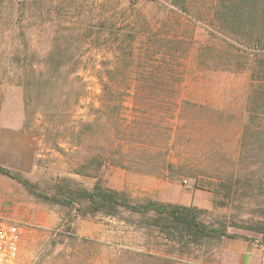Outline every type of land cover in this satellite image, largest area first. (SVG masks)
Instances as JSON below:
<instances>
[{"label": "rangeland", "instance_id": "374dc122", "mask_svg": "<svg viewBox=\"0 0 264 264\" xmlns=\"http://www.w3.org/2000/svg\"><path fill=\"white\" fill-rule=\"evenodd\" d=\"M216 4L0 0V131L21 124L34 145L25 163L18 154L8 162L0 150L1 166L32 185L0 173V210L22 230L18 257L0 264H264V52L232 47L213 18ZM55 45L69 48L63 66L57 49L47 61ZM159 64L176 73L162 79ZM162 83L171 88L164 98L181 105L168 142V112L141 103L135 111L132 103L155 99ZM115 99L123 100L135 131L128 168L74 173L97 145L94 138L80 141V121L96 120L94 131L109 143L124 141L107 119L110 111H95ZM145 133L158 152L137 147ZM63 178L87 189L98 182L135 202L196 206L202 221L225 223L237 237L180 243L126 210L83 214L85 206L45 200Z\"/></svg>", "mask_w": 264, "mask_h": 264}, {"label": "trees", "instance_id": "16d2710c", "mask_svg": "<svg viewBox=\"0 0 264 264\" xmlns=\"http://www.w3.org/2000/svg\"><path fill=\"white\" fill-rule=\"evenodd\" d=\"M175 6L180 8L181 11L187 12L183 4L176 5L175 2ZM213 14L214 20L219 23V28L221 29L219 31L228 33L227 38L229 43L236 50L248 49L252 52H264V0H218V4L214 5ZM68 41L69 39L65 37V42L68 43ZM55 49H57L55 53L60 54L58 55V66H63L66 62L70 61V59L65 57L66 50L69 49L68 46L58 47V45L49 49L50 51L46 54L47 61L52 60L51 57L55 54L52 51ZM159 54L161 57L165 55L163 52H159ZM45 65L48 67L47 63ZM30 68L33 70V66H30ZM156 69L162 79L171 77L176 73L171 66L165 68V66L159 64ZM102 88L105 91H109L107 84L102 85ZM156 90L158 92L156 91L153 94L154 97L157 94L155 99H146V101L142 102L140 99L134 98L132 101L133 109L136 111V108L151 106L153 109L168 112L169 115L165 117L166 121L164 123V130H166L164 136H166V142H168L171 135L170 120L174 118L177 108L181 109V105H179L180 103L177 99L164 98L165 95H171L170 85L162 83ZM25 104L28 105L26 102ZM107 110L111 113L107 119H110L111 125L114 124L113 126L116 131L120 132L121 130L124 141L118 144L109 143L105 133L94 131L93 125L96 120L80 121L81 128L78 131L81 136L80 141L84 142L88 138H94L97 145L94 149L90 150L85 161L77 164L75 169H73L74 173L96 177L97 172L103 166L109 164L128 168V163L124 160L128 155L126 151L129 148L128 146L133 147L134 145L131 140L134 136V128H131V120L127 118V110L122 99L100 101V106L95 108L99 116H104ZM119 121H121L120 125ZM149 142L150 133H145L137 147L146 150L145 152L149 154L158 152L155 151L158 145H155L154 148ZM79 147L83 149L82 145H79ZM173 164L169 159H166L165 163L163 162V165L167 169L171 168ZM145 172L152 173L154 171H150L149 169ZM0 173L16 179L29 189L32 187L18 172L0 165ZM157 174L164 176V173L158 172ZM62 180L65 182L54 185L51 195H42L45 200L64 206L74 204L85 206V209L82 210L83 214L101 213L107 216H116L120 210H126L140 215L144 219L145 227L154 228L159 232L167 234V237L171 238V240H177L180 243H197L204 239L221 240L223 238L232 239L237 237L227 230L225 223L214 225L202 221L200 214L204 211L193 205L165 203L157 200L135 202L114 189L103 187L98 182L92 188L87 189L71 184L70 179L63 178ZM152 255L150 254V257L154 258V255Z\"/></svg>", "mask_w": 264, "mask_h": 264}, {"label": "crops", "instance_id": "0c3cea01", "mask_svg": "<svg viewBox=\"0 0 264 264\" xmlns=\"http://www.w3.org/2000/svg\"><path fill=\"white\" fill-rule=\"evenodd\" d=\"M22 125L8 126L0 131V150L5 151L9 158L8 162L13 163V158L17 154L25 162L32 161L34 156L33 137L21 130ZM3 159L0 165H3ZM5 213V210H0Z\"/></svg>", "mask_w": 264, "mask_h": 264}, {"label": "built area", "instance_id": "2783aa9c", "mask_svg": "<svg viewBox=\"0 0 264 264\" xmlns=\"http://www.w3.org/2000/svg\"><path fill=\"white\" fill-rule=\"evenodd\" d=\"M22 230L8 213H0V263L13 262L20 253Z\"/></svg>", "mask_w": 264, "mask_h": 264}]
</instances>
